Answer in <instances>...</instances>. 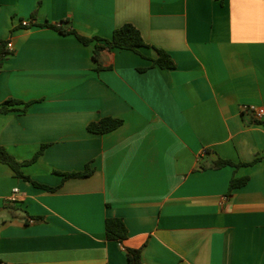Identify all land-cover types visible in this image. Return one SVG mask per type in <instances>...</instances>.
I'll return each instance as SVG.
<instances>
[{"label": "crops", "instance_id": "obj_1", "mask_svg": "<svg viewBox=\"0 0 264 264\" xmlns=\"http://www.w3.org/2000/svg\"><path fill=\"white\" fill-rule=\"evenodd\" d=\"M124 23L149 46L104 49L101 66L95 41L70 32L109 38ZM0 40L13 47L0 104L22 101L0 112V145L24 160L46 144L21 169L57 186L0 162V261L129 264L133 247L141 264H264V117L241 110L264 111V0H0ZM154 47L175 67L153 65ZM105 116L122 123L87 129ZM108 217L125 239H107Z\"/></svg>", "mask_w": 264, "mask_h": 264}, {"label": "trees", "instance_id": "obj_2", "mask_svg": "<svg viewBox=\"0 0 264 264\" xmlns=\"http://www.w3.org/2000/svg\"><path fill=\"white\" fill-rule=\"evenodd\" d=\"M44 24L54 28H59V30L61 29L60 27L52 23H44ZM70 32L74 33L77 36V38L85 44L91 41H95L92 52V58L98 62V66H101L99 55L100 52L104 49L122 48V49L138 51V48L140 46H149V44L144 42L140 30L132 23H124L116 27L113 30L111 37L109 38H103L99 36L87 37L76 33L74 30ZM5 45L6 42L0 40V59L3 58V56H6L8 53H10L4 48ZM154 48L157 52V56L152 60L153 65H157L161 68L175 67L176 63L167 51L159 47H154ZM19 103H22V101L19 99L8 98L0 104V112H6L8 110H11L12 108L9 106ZM27 106H28V102H25L23 109L25 110ZM121 123H122V118L120 117L105 116V117H101L96 121L89 122L87 124V129L92 132L104 133L115 129ZM45 146L46 144H42L41 147L33 154L32 157L24 160H19L10 152H8L5 147L0 145V162L9 165L14 171L16 176L31 181L35 186L44 187L51 190L56 189L57 186L51 187L38 183L37 181L31 179L30 176L25 174L21 169L22 166L34 162L38 158V156L43 152ZM256 160L257 159L255 158L250 162L235 163L230 159L218 157L213 162L211 167L219 168L224 165L238 166L240 164L249 165L255 162ZM92 171L93 169L90 168L89 165L87 164L84 170L64 172L62 173V175L64 178L85 177L91 174ZM248 178H249L248 175H244L240 177L232 176L229 180L227 193H231L233 189L245 185L246 182L248 181ZM105 234L107 239L122 241L127 236V228L125 226V223L119 217L106 218ZM126 252H127V258L129 264H141L140 248L127 247ZM0 264H6V263L0 261Z\"/></svg>", "mask_w": 264, "mask_h": 264}, {"label": "built area", "instance_id": "obj_3", "mask_svg": "<svg viewBox=\"0 0 264 264\" xmlns=\"http://www.w3.org/2000/svg\"><path fill=\"white\" fill-rule=\"evenodd\" d=\"M24 23H27V22H24ZM6 45H7L8 49L12 50L13 47H12V43L10 41ZM241 110L244 112L245 111L251 112L255 119H262L264 117V111L262 109L256 107L255 105H252V104H247V103L242 104ZM17 190H18L17 187H14L12 189V193L5 198V201H7V202L16 201L17 200V197H16Z\"/></svg>", "mask_w": 264, "mask_h": 264}]
</instances>
